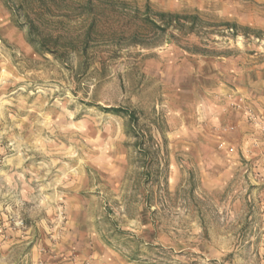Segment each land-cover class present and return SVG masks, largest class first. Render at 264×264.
<instances>
[{
    "label": "rangeland",
    "instance_id": "374dc122",
    "mask_svg": "<svg viewBox=\"0 0 264 264\" xmlns=\"http://www.w3.org/2000/svg\"><path fill=\"white\" fill-rule=\"evenodd\" d=\"M68 1L0 0V264H264V0Z\"/></svg>",
    "mask_w": 264,
    "mask_h": 264
},
{
    "label": "trees",
    "instance_id": "16d2710c",
    "mask_svg": "<svg viewBox=\"0 0 264 264\" xmlns=\"http://www.w3.org/2000/svg\"><path fill=\"white\" fill-rule=\"evenodd\" d=\"M42 1V0H41ZM54 1V0H51ZM106 5L103 6L102 8H99L96 4L93 3L92 0H87L85 2V4L83 5H78L77 7L72 6L71 4H69L67 2H64L65 4V10L66 11H72V12H76L77 10L81 12L80 14V30L79 33L74 36V40H76L77 42H79L80 44H85L90 37H92V35L98 36L100 34V32L98 31V29H96V26H98V23L100 22V18H102V15L105 12H109V16L110 15H115V13H117V10L115 9L116 6L118 5H122L123 3L119 2V1H103ZM102 14V15H100ZM108 16V17H109ZM159 17H161L164 21L163 24L165 27H173L177 30H180L184 27V23H182V20H185L184 16H180V15H174V14H160L158 15ZM194 19H197V17H193ZM114 22L110 23V25H108L105 22V31L109 34H111L112 36L117 35V31L113 26ZM225 26L229 27L230 29L232 28H236L235 24H229L226 23ZM132 27H129L126 31H122V34H126L129 36H133L134 33L136 32L135 30L131 29ZM58 35H56L55 37H48V35H42V37H39L40 40V46L43 48V51L45 52H50V48L46 47L45 43L47 41L50 40H55V41H59L62 38L66 39V40H72V37L66 33H57Z\"/></svg>",
    "mask_w": 264,
    "mask_h": 264
}]
</instances>
